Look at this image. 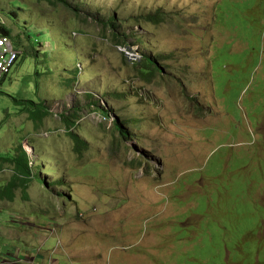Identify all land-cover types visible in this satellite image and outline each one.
<instances>
[{"label": "rangeland", "instance_id": "1", "mask_svg": "<svg viewBox=\"0 0 264 264\" xmlns=\"http://www.w3.org/2000/svg\"><path fill=\"white\" fill-rule=\"evenodd\" d=\"M220 1L0 0L21 55L0 80V190L22 151L33 175L0 196V264H264V6Z\"/></svg>", "mask_w": 264, "mask_h": 264}, {"label": "trees", "instance_id": "2", "mask_svg": "<svg viewBox=\"0 0 264 264\" xmlns=\"http://www.w3.org/2000/svg\"><path fill=\"white\" fill-rule=\"evenodd\" d=\"M37 2H45L48 5H51L53 7H57L60 6L63 10H65V12L69 13L72 15V17H75L76 15H78V11L79 8L77 6H75V2H69V0H36ZM239 1V0H237ZM255 2V0H251V5ZM248 1H245V4H247ZM239 4V3H238ZM233 5L231 8L233 10H235L236 6L238 5ZM262 4H264V0H262ZM74 10V11H73ZM151 15H147L150 18H156V16L158 15H154V13H150ZM234 16H235V11H234ZM162 19V18H159ZM106 23L108 24H103V26H108L110 27V29L114 28H118L117 24L114 23V17L110 16L108 20H106ZM0 35L3 36H10V31L6 28H3L2 26H0ZM114 36V40L116 44H125L126 43V39L124 37H120L119 34H112ZM42 37V36H41ZM15 47V46H14ZM21 55H18V60L20 59ZM135 62V61H134ZM143 62L139 68L138 71L140 72V74L142 76H149V75H154L155 71L152 69L153 67V62L151 61V58L149 56H146L145 53H142V59L140 61H136V63H140ZM87 97H89V99L91 98V94H86ZM120 97L122 95L118 94ZM118 96V97H119ZM89 107L91 106H95L97 109V104L96 102H91V105H88ZM109 112V113H108ZM100 113L108 118H110V111L108 110H103L100 109ZM110 115V116H109ZM64 117V116H63ZM134 122V121H133ZM115 125V128H117V131L122 135L123 139H127L129 136V130H125L123 128V124L120 122L114 121L113 122ZM72 130V129H71ZM67 131L68 134H71L70 137L71 139H73L74 143H75V147L74 149L78 152L82 151V147H86V143L83 142L82 140H80V138L78 137V135L76 134H72L70 131ZM22 154L24 155L22 157V159H20L19 157H15L13 158L11 164H13V168H14V172L13 175L14 177L12 178V182L10 184H8L7 186L4 187L3 190H0V196L3 197L4 199H8L10 201H14L15 200V195L14 190L17 188H21L22 190H27V185L32 182L33 179V175L31 173V170L27 168V155L25 153V151H22ZM26 155V156H25ZM58 183L62 184V180H57ZM206 253V251L204 252Z\"/></svg>", "mask_w": 264, "mask_h": 264}, {"label": "clouds", "instance_id": "3", "mask_svg": "<svg viewBox=\"0 0 264 264\" xmlns=\"http://www.w3.org/2000/svg\"><path fill=\"white\" fill-rule=\"evenodd\" d=\"M222 1V0H221ZM220 1V2H221ZM244 1H248V2H251L250 0H244ZM255 2H257V3H259V0H255ZM255 2H254V4H255ZM254 4H252L251 6H254ZM259 4H261L262 6H264V4H262V0H261V2L259 3ZM219 6V4L217 5V7ZM150 13H154V15H158V16H156V18L155 19H159V18H163V12L161 11V10H155V11H153V12H148V13H146V15H151ZM150 18V17H149ZM151 20H153L154 18H150ZM159 20H161L162 21V19H159ZM148 21V20H147ZM122 36L124 37V38H129V33H126L125 32V30H123L122 31ZM136 44H139V43H141L139 40H136V42H135ZM126 44V43H125ZM133 45V44H132ZM137 46V45H136ZM136 48H138V46L136 47ZM124 49H131V48H124ZM138 50V49H137ZM139 51V50H138ZM142 53H143V51H141V53H140V51H139V54H140V56H139V59H137V60H134L135 61V63H136V61H140L141 59H142ZM135 57L137 56L136 54L134 55ZM157 58H158V55H156V56H153L152 58H151V60H152V62H153V64H155L156 62H157ZM134 61H132V62H134ZM157 72H159V71H157ZM100 97V96H99ZM100 98H102V97H100ZM103 99V98H102ZM97 104V110H98V112H99V114L102 116V117H104V118H108V117H106V116H104V115H102L101 113H100V109H103V110H109L111 113H110V115L112 116V112L114 111V110H110L107 106H105V105H100V106H98V103H96ZM105 107H107V108H105ZM109 113V112H108ZM109 115V116H110ZM111 116H110V118H111ZM110 118H108V120H110ZM112 120V119H111ZM118 119L116 118V119H113L112 121L114 122V121H117ZM67 132V131H66ZM128 133H130V129H129V132ZM130 135V134H129ZM131 136H132V134H131ZM130 140H132V139H129V140H127V141H130ZM139 141H140V138H139ZM133 147V149H135L136 147H134V146H132ZM201 147H202V145H196V144H191L189 147H188V149H190V148H192V149H194V150H196L197 151V153L198 152H201ZM129 148V147H128ZM188 149H186V154H188ZM207 151V153L205 152V155H204V157H203V159L201 160V164H202V166H196L195 164L193 165V166H191V167H189V168H194V167H197L198 168V170L197 171H199V170H203V166H204V168L206 169V167L208 166V164L210 163V162H208V163H206V164H204V160H205V158H206V156L210 153V151H208V150H206ZM26 153V152H25ZM200 161H198V162H196V163H199ZM185 170H181V171H179V173H178V177L177 178H180L181 176H183V172H184ZM10 202H14V201H10ZM192 205L190 204L189 206H188V208H190ZM230 207L231 208H233V205H230ZM228 216H229V214H223V218H221L220 220H217V222H218V224H219V227L220 228H222V226L224 225V222L225 221H227L228 220ZM197 217V216H196ZM186 219V218H185ZM185 219H183V220H185ZM227 232V233H224V235H223V238H224V245H223V249H224V251H223V253H227L226 254V256L228 255V259L230 260V261H232L231 260V254H232V252H231V250H230V247H229V245H228V243H227V234H228V231L227 230H223V232ZM239 233L241 234V235H243V233H244V235H243V238H241V240L242 241H244V240H246V239H249V237L250 238H252V236H251V234H252V232L251 231H246L245 229H241V230H239ZM250 234V235H249ZM172 244V243H171ZM173 245V244H172ZM174 247H175V245H174ZM175 248H177V247H175ZM178 249V248H177ZM180 249V248H179ZM252 255H253V261H254V259H255V256L257 255V253L256 252H254V250H253V253H252ZM252 255H250V258H252ZM226 256H225V258H226ZM258 256V255H257ZM227 260V259H226Z\"/></svg>", "mask_w": 264, "mask_h": 264}, {"label": "built area", "instance_id": "4", "mask_svg": "<svg viewBox=\"0 0 264 264\" xmlns=\"http://www.w3.org/2000/svg\"><path fill=\"white\" fill-rule=\"evenodd\" d=\"M17 58L18 52L14 49L10 39L0 36V80L9 73Z\"/></svg>", "mask_w": 264, "mask_h": 264}]
</instances>
